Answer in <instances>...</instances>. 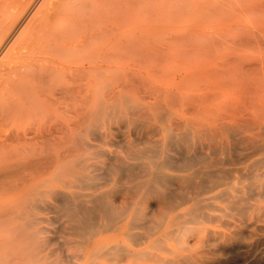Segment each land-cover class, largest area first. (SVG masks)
<instances>
[{"label":"rangeland","instance_id":"rangeland-1","mask_svg":"<svg viewBox=\"0 0 264 264\" xmlns=\"http://www.w3.org/2000/svg\"><path fill=\"white\" fill-rule=\"evenodd\" d=\"M166 1L0 262L264 264V0Z\"/></svg>","mask_w":264,"mask_h":264},{"label":"bare ground","instance_id":"bare-ground-1","mask_svg":"<svg viewBox=\"0 0 264 264\" xmlns=\"http://www.w3.org/2000/svg\"><path fill=\"white\" fill-rule=\"evenodd\" d=\"M166 3L0 0V250L9 223L36 204L41 175L71 158L74 127L82 131L89 109L117 88L121 62L131 66L139 45L148 44L153 14L162 15Z\"/></svg>","mask_w":264,"mask_h":264}]
</instances>
